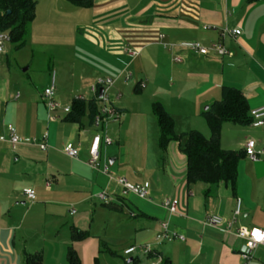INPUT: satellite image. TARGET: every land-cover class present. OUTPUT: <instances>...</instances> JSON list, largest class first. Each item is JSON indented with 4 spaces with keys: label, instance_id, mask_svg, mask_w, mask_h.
<instances>
[{
    "label": "crops",
    "instance_id": "1",
    "mask_svg": "<svg viewBox=\"0 0 264 264\" xmlns=\"http://www.w3.org/2000/svg\"><path fill=\"white\" fill-rule=\"evenodd\" d=\"M85 9L90 13L78 27L81 40L77 35L67 39L68 46H74L73 56L80 51L83 59H76L77 70L69 71L67 85L55 86V98L70 106L78 94L84 100L94 97L89 86L96 78L114 80L111 96L120 117L106 128L112 143L100 145V163L108 171L88 164L90 142L98 130L87 113L78 121L65 119L61 112L49 118L42 91L52 73L39 84L25 82L21 74L25 69L20 71L7 59V71L0 75V264H31L27 256L33 254L41 255L40 264H68L70 246L81 264H95L106 239L131 240V245L139 244L137 249L149 245L151 252L142 254L150 264H161L165 258L170 264H241L244 242L236 229L264 227V155L257 161L245 155L238 162L234 189L220 182L205 196V183H187L186 159L178 142L160 149L152 103L160 102L172 115L176 133L190 128L205 137L209 127L199 117L220 98L223 85L240 89L249 111L264 106V0H148L143 5L142 0H93ZM204 25L217 29H204ZM224 27L239 28L240 34L221 36L219 30ZM186 40L210 50L195 54L178 45ZM33 41L38 40L34 37ZM215 43H221L230 55L217 54L212 50ZM126 46L138 48L139 54L129 57L123 51ZM176 56L180 62L174 60ZM3 69L0 63V72ZM127 72L132 79H126ZM54 73L56 84L60 79ZM183 77L195 80H189L194 91L185 88ZM115 94H120L118 99ZM143 94L151 100L150 110L135 98ZM189 98L191 107L187 106ZM9 123L20 137L41 141L46 133V149L35 143L9 142ZM226 123L237 124H222L220 145L235 150L229 133L236 128ZM223 128L229 138L225 136L224 142ZM253 128L261 129L259 141L252 139L264 149V125ZM66 144L78 148L77 158L63 152ZM238 144L243 149L244 144ZM110 175L124 176L132 183L148 181L149 196H122L120 185ZM28 188L35 191L32 201L23 193ZM100 191L108 193V201L95 196ZM237 198L241 211L234 215ZM165 199L177 200L176 213L164 206ZM97 214L102 215L100 225L110 232L105 239L92 233ZM209 214L234 221L229 229L225 224L212 226L205 223ZM162 222H167L168 233L184 239L157 242ZM73 230L88 235L73 240ZM251 255L248 264H264V243Z\"/></svg>",
    "mask_w": 264,
    "mask_h": 264
},
{
    "label": "trees",
    "instance_id": "2",
    "mask_svg": "<svg viewBox=\"0 0 264 264\" xmlns=\"http://www.w3.org/2000/svg\"><path fill=\"white\" fill-rule=\"evenodd\" d=\"M71 4L83 8H89L93 0H67ZM252 1V0H248ZM36 0H0V32L7 31L10 42L15 49L25 44V35L28 27L35 18ZM97 98L78 100L73 98L70 111L65 119L78 121L87 113L93 121L98 111ZM152 111L158 125V144L161 150H165L170 142H178L181 152L186 159L185 177L188 184L200 181L207 185L205 196L213 193L214 188L220 183H229L232 189L235 187L237 166L241 158L245 157L244 149H225L220 145L221 128L224 122H233L240 125H249V105L246 97L235 86L223 85L221 96L212 101L202 114L209 127L210 134L205 137L200 131L191 129L186 132L176 133L174 119L166 111L163 105L155 101L152 103ZM86 231L73 230L71 238L81 240L87 236ZM66 259L68 264H81L76 251L70 246L67 249ZM31 264H40L41 255L27 256ZM95 264H99L95 260ZM161 264H170L169 258L163 259Z\"/></svg>",
    "mask_w": 264,
    "mask_h": 264
},
{
    "label": "built area",
    "instance_id": "3",
    "mask_svg": "<svg viewBox=\"0 0 264 264\" xmlns=\"http://www.w3.org/2000/svg\"><path fill=\"white\" fill-rule=\"evenodd\" d=\"M204 29H212L216 30L215 26L204 25ZM219 34L224 36L226 34L235 37L240 34L239 28L229 29L227 27L221 28L219 30ZM162 37V35H160ZM159 37V38H160ZM10 40V36L7 31L0 32V53L4 52V44ZM166 44V43H164ZM170 45V44H169ZM181 48H185L195 54H207L209 52V48L203 46L201 43L197 41H181L178 43ZM212 50H214L219 55H230L228 50L221 44L215 43L212 45ZM123 51L126 54L133 58L139 54V49L136 47H129L126 46L123 48ZM175 61H181L180 56H176L174 58ZM126 79H131V73H126ZM114 85V80L110 77H98L96 78L92 84H90L89 89L91 93L99 100V107L98 111L93 117L92 125L98 130L89 146V160L88 164L90 167L102 170L104 173H107L108 168L106 165H102L100 163V145L103 143L104 145H109L112 143V139L106 133V128L108 123L115 122L119 120V109L113 102V96H111V88ZM143 86V83L140 84ZM102 88V94L99 97V89ZM120 94H115L114 98L118 99ZM42 98L45 102L46 108L48 110V115L50 119H54L57 117L56 113L61 112L66 114L70 111L69 105H62L59 101L55 98V73L52 72L50 84L44 88L42 91ZM78 100H84L83 95H76L74 97ZM249 115L251 117L250 126L251 127H260L264 125V106H260L249 111ZM7 131H8V141L12 144H16L18 142H28V143H35L39 146L40 149L44 150L47 147L46 143V133L44 134L41 141L37 140L36 138H29V137H20L16 133V129L12 124H7ZM3 139V137H0ZM245 151V155L252 161H257L260 159L262 155H264V149L258 148L256 141L252 138L248 139L243 147ZM63 152L69 156L70 158H77L78 157V148L72 146L71 144H66L63 147ZM111 179H114L121 188V195L126 196L129 194H135L141 198H147L149 196L150 184L148 181L140 182V183H132L126 179L124 176H117L113 177L110 175ZM23 193L27 196L29 200L35 199V191L33 189H25ZM95 196L101 201H108L109 195L105 191H100ZM240 199L237 198L236 200V207L234 210V215H238L241 211L240 209ZM164 206L171 212H177V200L176 199H165ZM74 211V210H73ZM234 220L226 221L225 218L218 214H209L205 218V223L220 227L225 224L224 228L229 229L232 226ZM162 232L155 236V240L160 242L162 240H170L172 238H179L184 239L182 235H179L175 232L168 233L167 230V222H162ZM235 234L238 238L243 240L244 242V249L240 251V257L242 259L241 264H248V260L251 258L252 250L256 248L259 244L264 243V227H238L235 231ZM139 249L142 251L143 254H149L151 252V247L149 245H141L138 246ZM137 249L136 246H131L125 249V254H131ZM155 264V263H152Z\"/></svg>",
    "mask_w": 264,
    "mask_h": 264
},
{
    "label": "rangeland",
    "instance_id": "4",
    "mask_svg": "<svg viewBox=\"0 0 264 264\" xmlns=\"http://www.w3.org/2000/svg\"><path fill=\"white\" fill-rule=\"evenodd\" d=\"M147 1L148 0H142V5ZM89 13V10L75 6L67 0H36L35 18L26 32L24 46L15 50L12 48L10 42L4 44V54H0V63L4 66V69L0 72V75H3L7 71L6 63L8 59V62L11 65L16 66L20 71L25 69V71L21 72V74L24 75L25 82L32 81L33 83L39 84V81L41 83L46 74L50 75L54 70L60 79L55 86L61 87L67 85V79L69 78L68 75L71 73L69 71L73 68L77 70L76 68L79 62L76 59H83L80 51H78L77 56H73L72 53L74 51V46H68L67 39L70 37L71 40L73 35H77V39L79 41L81 40L80 29L78 27L85 18L89 17ZM34 37L38 41H33ZM77 46L81 47V44L79 43ZM5 53L7 54L5 55ZM183 78L184 80H187L185 84L188 87L186 86L185 88H190L194 91L195 86L193 85V82H189V80L194 79ZM190 93L186 94L189 95ZM192 94L190 95L192 96ZM135 98H138L140 106L150 110L151 100H149L147 95L143 94ZM188 101L187 106L191 107L192 99L189 98ZM199 119L202 120L204 124H207L204 117H199ZM179 121L180 120L177 122L179 123ZM186 121L187 118H184V124ZM193 122L196 125L195 118L193 119ZM228 124L229 126L236 128L229 133L231 141L234 140L236 143L235 150L239 149L241 146L238 144L239 141L242 144H245L249 138H254L259 141L258 135L260 137L262 135L260 128L232 123H226L225 126ZM189 130L190 128H184L181 131ZM222 136L223 142L225 141V136L229 139L228 131L224 130V128L222 129ZM262 141V143H264V140ZM101 219L102 215L97 214L95 216L96 223L93 226L92 233H97L96 235L105 239V236L110 232H106L105 226L100 225ZM104 241H106L107 244L102 242L98 258L99 264H150V261L143 256L139 249H136L135 252L129 255L124 254V249L126 247L129 248L139 244L131 245L133 243L131 240L128 243L108 241V239ZM131 258L135 259L129 261Z\"/></svg>",
    "mask_w": 264,
    "mask_h": 264
},
{
    "label": "water",
    "instance_id": "5",
    "mask_svg": "<svg viewBox=\"0 0 264 264\" xmlns=\"http://www.w3.org/2000/svg\"><path fill=\"white\" fill-rule=\"evenodd\" d=\"M101 94H102V88L99 89V97L101 96ZM242 249H244V245H243Z\"/></svg>",
    "mask_w": 264,
    "mask_h": 264
}]
</instances>
